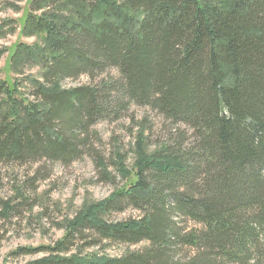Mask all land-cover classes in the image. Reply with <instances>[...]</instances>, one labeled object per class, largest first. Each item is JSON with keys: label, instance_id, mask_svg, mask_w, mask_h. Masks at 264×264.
Returning <instances> with one entry per match:
<instances>
[{"label": "trees", "instance_id": "obj_1", "mask_svg": "<svg viewBox=\"0 0 264 264\" xmlns=\"http://www.w3.org/2000/svg\"><path fill=\"white\" fill-rule=\"evenodd\" d=\"M6 24L0 37L16 30ZM20 26L38 41L10 47L9 68L36 62L42 81H31L33 101L13 77L0 80V157L68 160L77 152L75 132L95 118L119 117L124 102L171 123L166 141L139 149L131 182L82 208L37 264L264 260V0H29ZM108 67L120 79L102 89L62 86L65 77ZM118 159L122 176L130 175ZM123 201L145 215L107 223L103 215ZM176 216L202 228L184 232ZM86 224L105 238L150 244L120 258L60 254ZM177 244L197 253L176 259Z\"/></svg>", "mask_w": 264, "mask_h": 264}, {"label": "rangeland", "instance_id": "obj_2", "mask_svg": "<svg viewBox=\"0 0 264 264\" xmlns=\"http://www.w3.org/2000/svg\"><path fill=\"white\" fill-rule=\"evenodd\" d=\"M28 2L0 0V24L7 23V29H16L0 37V80L8 75L13 77V82H19V91L25 93L27 99L36 101L31 81H42L41 66L30 62L19 69L9 68L10 47L19 41L30 44L38 41L37 36L20 34V21L27 12ZM119 79L118 68L108 67L93 75L83 73L65 77L62 86L102 89L107 82ZM101 93L102 97L106 94L109 97V92ZM112 97L116 100L120 96L113 92ZM142 122L148 130H144ZM170 129L171 123L151 107L124 102L119 117L95 118L75 132L77 138L73 145L77 152L68 160H51L45 156L34 159L29 155L24 158L0 157V264H37L54 253L52 248L64 237L67 222L86 205L103 200L130 183L140 157L139 149L152 151L168 139ZM71 130L68 128L65 134L72 135ZM146 135L149 136L148 143ZM116 157L130 175L122 176L114 164ZM144 215V210L123 201L120 208L110 210L103 218L107 223H116ZM175 221L184 232L202 228V224L186 217L176 216ZM77 230L60 254L83 257L97 253L120 258L128 253L142 252L150 244L149 241L133 243L105 238L89 224ZM173 252L176 259L186 261L197 253V249L177 244ZM252 261L258 262L256 257ZM259 263L264 264V260Z\"/></svg>", "mask_w": 264, "mask_h": 264}]
</instances>
